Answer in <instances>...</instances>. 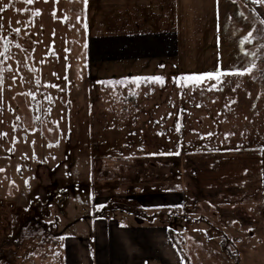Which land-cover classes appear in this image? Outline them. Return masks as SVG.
Masks as SVG:
<instances>
[{"label":"rangeland","instance_id":"rangeland-1","mask_svg":"<svg viewBox=\"0 0 264 264\" xmlns=\"http://www.w3.org/2000/svg\"><path fill=\"white\" fill-rule=\"evenodd\" d=\"M93 3L0 0V264H58L55 250L63 239L89 236L94 216L133 221L124 209L140 208L135 194L170 195V206L159 210H177L181 216H173L177 220L168 227H178V235L170 233L189 264H264V230L258 226L264 222V204L258 200L260 190L264 195L262 118L226 124L218 113L219 124L210 122L207 113L216 107L209 102L206 80L185 79L187 100L181 98L180 108L190 99L201 110L192 106L194 121L186 114L180 134L178 121L170 119L178 98L172 92L166 104L161 100L163 84L173 90L176 83L162 77L167 71L91 76L86 51ZM263 39L264 26L256 27L252 49L261 59L252 79L262 84ZM250 71L234 74L232 81L252 82L246 81ZM195 93L205 99L199 101ZM141 104L154 106L149 116L161 121L142 122ZM242 130L246 137L238 136ZM222 147L228 151L215 154ZM250 181L257 182L251 192L243 183ZM221 191L234 199L222 202V208L233 210L232 219L224 218L217 235L197 230L191 221L198 214L207 217L200 212L203 202L212 200L210 192L222 200ZM179 195L183 202L174 206Z\"/></svg>","mask_w":264,"mask_h":264},{"label":"crops","instance_id":"crops-1","mask_svg":"<svg viewBox=\"0 0 264 264\" xmlns=\"http://www.w3.org/2000/svg\"><path fill=\"white\" fill-rule=\"evenodd\" d=\"M93 7V21L86 51L91 76L96 78L102 75L125 76L140 70L160 73L163 70L167 71L168 73L162 77L168 76L176 83L173 90L166 89V85L163 84L161 100L166 104V94L172 92L178 98V108L172 112L170 119L178 121L181 134L180 128H183L186 114L190 113L189 120L193 118L192 106L197 108V113L201 110L197 104L190 105V99L184 105L186 110L182 111L180 108L183 105L181 98L183 101L187 100L186 93H182L185 79L188 80L191 75L216 73L218 69L228 73L246 72L249 69L250 76L246 81L252 82L236 83L232 81L234 74L206 80V88L209 91L207 94L210 93L209 102L216 107V110L207 113L208 120L219 124L214 120L219 113L226 124L257 123L261 118L264 122V112H261L264 108V84L252 79L260 67L256 59H261L255 48L252 49L253 42L255 44L252 35L256 27L264 26V0H94ZM176 72L183 73L176 75L174 74ZM108 81L111 80L105 82ZM195 95L199 101L205 99L202 95L196 93ZM141 106L143 108L141 114L145 118L142 122L161 121V117L149 116L150 111L155 109L154 106L143 104ZM220 107L226 109L220 112L218 109ZM163 117L166 118L168 115ZM192 130L195 132L196 123ZM244 135L243 130L238 134ZM258 150H255V153L261 154ZM227 151L222 147L214 152L216 154ZM218 164L217 162L212 164L213 168L215 169ZM243 183L244 187L251 188L250 192L257 188V182ZM230 185V182H220V186ZM195 188L197 191L200 190V186L196 184ZM258 193V200L262 199L263 205L264 195L261 190ZM218 194L222 200L217 201L212 196L215 194L210 192L212 200L203 202L200 212L207 217L198 214L193 218V222L191 221V225L196 224L197 230L204 228L217 235L225 227L227 221H224V218L232 219L230 213L233 210L222 208V202L234 199L226 196L225 191ZM168 197L170 195L135 194L132 199L144 212L158 211L148 212L147 217L143 219L132 214H129L133 220L131 222L126 218L122 219L123 216H119L121 218L94 216L89 236L70 235L63 239L62 248L55 250L57 255L59 254L58 264H184L170 238L171 230L178 235V227H175V230L168 227L172 225V219L177 220L173 216H181L175 215L177 210H169L167 214L159 210L170 206L171 198ZM150 198L159 201L158 207L154 199ZM182 202L180 196V201L174 206H179ZM248 210H250L248 207L244 210L246 216L247 213H251V210ZM225 213H228L229 217H226ZM219 216L223 217V221ZM260 225L264 230V222L258 224ZM181 227L180 225L179 229ZM1 234L2 231L0 237ZM57 245L58 242L53 241L51 246ZM55 251L49 256H55ZM19 256V254L15 256V263ZM224 256L227 257L225 254Z\"/></svg>","mask_w":264,"mask_h":264},{"label":"snow or ice","instance_id":"snow-or-ice-1","mask_svg":"<svg viewBox=\"0 0 264 264\" xmlns=\"http://www.w3.org/2000/svg\"><path fill=\"white\" fill-rule=\"evenodd\" d=\"M27 2L31 3L32 0H27ZM85 2H86V0H85ZM33 15H39V13H33ZM229 74L244 75V74H246V72L241 71V72H235V73H228V72H221L218 69L216 73H209V74L200 75V76H190L187 79L193 83L199 84V83H202L204 80L219 79V77L221 75H229ZM139 79H141V78H137V81H133V82H138ZM152 79L156 82H159V80H160V78H152Z\"/></svg>","mask_w":264,"mask_h":264},{"label":"trees","instance_id":"trees-1","mask_svg":"<svg viewBox=\"0 0 264 264\" xmlns=\"http://www.w3.org/2000/svg\"><path fill=\"white\" fill-rule=\"evenodd\" d=\"M263 41H264V39H263ZM131 208H132V210L130 211ZM124 210L127 213H129V214L135 215L138 218H142L143 219V218L147 217L146 216V212H144L141 208L135 209L133 207H127ZM103 211H105V210H103ZM173 236H174V234L170 233L171 240H172L173 244L175 245L177 251L181 255V258L183 259L184 264H189L188 257L184 254V252L182 251L181 247L178 245V243L176 242V240L174 239Z\"/></svg>","mask_w":264,"mask_h":264}]
</instances>
